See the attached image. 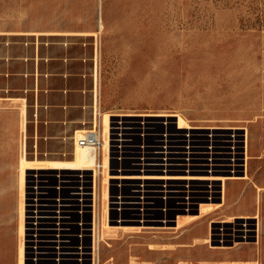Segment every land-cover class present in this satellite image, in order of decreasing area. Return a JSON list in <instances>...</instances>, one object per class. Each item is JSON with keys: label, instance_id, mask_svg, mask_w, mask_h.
<instances>
[{"label": "rangeland", "instance_id": "rangeland-1", "mask_svg": "<svg viewBox=\"0 0 264 264\" xmlns=\"http://www.w3.org/2000/svg\"><path fill=\"white\" fill-rule=\"evenodd\" d=\"M112 1L97 35L103 48L104 124L110 118L136 120L140 134L129 138L138 148L151 141L141 135L147 119L159 125L157 118H171L176 127L181 118L184 125L203 129L197 132L208 133L206 138L210 130L218 131L223 141L228 133L218 129L231 132L229 139L241 131L243 148L240 140L237 154L227 149V156L217 161L220 169L214 171L235 178L218 180L216 186L195 185V200L187 195L186 186L177 199H150L152 211L143 224L141 206L118 210L111 204V196L125 188L113 184L109 172L126 173L133 161L123 144L113 148L110 142L109 157L108 149L98 150V160L106 157L109 164L96 172V211L80 206L71 210L65 245L72 253L62 258L57 248L49 250L50 244L30 241L28 189L34 184L33 172L54 186L58 180L52 174L67 170L24 168L14 117L0 114V264H264V0ZM22 5L23 0H0V10L1 6L8 10L9 25L19 22L11 15ZM91 10L90 6V14ZM79 22L88 27L99 24L98 19ZM47 193L48 199L57 198L55 189ZM211 206L215 209L205 216L183 222ZM225 219L228 222L223 223ZM246 221L253 230L247 234L240 230ZM222 224L229 228L227 236L222 235ZM204 238L209 241L194 245ZM83 245L86 256L78 253ZM39 247L43 254L36 256Z\"/></svg>", "mask_w": 264, "mask_h": 264}, {"label": "crops", "instance_id": "crops-1", "mask_svg": "<svg viewBox=\"0 0 264 264\" xmlns=\"http://www.w3.org/2000/svg\"><path fill=\"white\" fill-rule=\"evenodd\" d=\"M111 2L23 0L12 10L15 25H9L8 10L1 6L0 114L14 117L21 158L42 165L37 169H46V161L73 160L78 137L96 119L104 121L103 48L97 35ZM81 19L99 24L88 27Z\"/></svg>", "mask_w": 264, "mask_h": 264}, {"label": "bare ground", "instance_id": "bare-ground-1", "mask_svg": "<svg viewBox=\"0 0 264 264\" xmlns=\"http://www.w3.org/2000/svg\"><path fill=\"white\" fill-rule=\"evenodd\" d=\"M184 122L185 121L180 118L179 123H178L179 124L178 128L173 127L175 129L172 130L173 128L170 125H173V121L171 120V118H169L168 119L169 125L167 126L168 128L165 129L164 137L161 138L162 136H158V138L154 141V144L147 145L142 151H140L137 144H135L136 142L133 143L132 141H130L131 138L129 139L130 134H135L134 133V131L136 130L135 125L137 123H134L133 127H128L125 130H123L122 138L120 139V141L121 143H123L122 146L125 148V150L129 149L132 152L131 157H129V160L133 161V163L131 164L132 170L130 169L126 173H122V172L110 173L109 172L108 179L112 180L113 183L117 181H121L125 183H133L137 187L144 186L147 183V181L150 179H155L159 181L160 184L165 188L162 191L161 190L157 191L156 197H158V195L162 193L164 195V198L173 197L177 199L178 198L177 196L183 195V192H185L181 188H183V186H186L188 188L186 190L187 195L192 194L190 195L189 198L190 199L194 198V200H195V196L197 195L196 190L194 189V187H196L195 185L208 184V186H216V183L218 180L226 181V180L234 179L235 177H230V176L221 177L217 174H214V171H216V169H220L221 166L219 165L217 161L221 160L222 157L227 156V149L231 147L233 148V154L234 155L237 154L239 150V144H240V133L231 135L232 139H229V137L227 136H230V135L226 134V136H224L225 139L223 141L221 139L223 135H221L220 133H217L218 131L216 132L214 130H210V134L208 135L209 138H206L207 137L206 135L208 133L197 132V130L192 129L191 126L184 125ZM150 124H152V122L148 120L146 123V126ZM104 131L106 133V136L104 137L102 136V140H103L102 149H106L107 151L109 147V122L107 120L105 122ZM146 132H149L148 136L152 135V132H150V129H147ZM231 143L233 144V146H229L231 145ZM236 156H239V155H236ZM97 160H98V151L91 150L88 147L80 146L79 152L76 154L73 160L71 161L64 160L63 162L61 161V162H52V163L50 162V164H48V162L46 161L47 164L45 166L47 167L49 166L50 168L61 169V170H80V169L92 170L94 164L97 163ZM223 160L226 161L227 158ZM25 161H26V164L23 166L24 168H27V169L42 168V165H38L34 167L31 161L30 162L27 160ZM108 164H109L108 160L105 157L104 166L107 168ZM151 170H157V171H154V174H152ZM199 171H203L207 173L199 174L197 173ZM174 172H177V173H174ZM22 181H23V178H22ZM28 191H29V195H28L29 203H28V224L27 225H28V233L30 236L29 237L30 241L35 242V244H39V243L46 244L47 243L46 244L47 246L48 244H50V247H48L49 250L50 248L51 249L57 248L58 256H61L62 258L64 256L71 255L72 251L70 252L66 251L67 250L66 245L69 243V237H70V234H69L70 229L67 228V226L70 223L69 222L70 219L65 216L66 208L63 205L55 204L53 200H49L47 196H45L42 192L33 193L31 192L30 189H28ZM201 191L203 190L201 189ZM137 194L138 193H136V196L134 197V201L129 204H126V202H121V201L114 202V205H118V207H116L115 209H118V210L127 209L128 208L127 205H131V207L133 208L135 207L134 209H138V206L139 208L141 206L142 208L141 210H144L146 213L142 215V220H141L143 224H145L144 221H147V222L149 221L148 218L146 217L150 216L147 214V212L152 211V207L147 202L146 200L147 197L145 195H142V197H139V195ZM223 200L225 201V195H224ZM206 208L202 209L201 214L193 215L192 217H189L190 219L189 218L183 219V222H187V221L192 222L194 220H197L198 218L205 216L208 212L215 209V208L212 209V206L209 209H206ZM248 221H246L247 223L245 222L246 224L243 223L245 227L244 230H242L243 228L240 229L241 231H244V233L246 234L253 231V230H250L251 223H249ZM162 222H167V221H162ZM224 222H228V220L225 219L223 220V223ZM182 224H185V223H182ZM243 224L241 226H243ZM222 226H223L222 235L227 236L229 228L226 224H222ZM21 228L23 229V225ZM235 228L237 229V227ZM84 231H86V234H87L88 232L87 229H85ZM208 241H209L208 239L204 238V241L200 243H195L194 245L207 243ZM225 248H231V247H225ZM41 249L42 248L40 247L37 248V251L35 252L36 256H40L41 254H43V252L39 253ZM79 249L80 251L78 253L80 254V256L87 255L88 251H87L86 246L83 245ZM22 256H23V246L21 247V257ZM231 262L233 263L235 261H231ZM247 262L249 261H243L244 264H247Z\"/></svg>", "mask_w": 264, "mask_h": 264}, {"label": "built area", "instance_id": "built-area-1", "mask_svg": "<svg viewBox=\"0 0 264 264\" xmlns=\"http://www.w3.org/2000/svg\"><path fill=\"white\" fill-rule=\"evenodd\" d=\"M112 119L114 120L112 121ZM112 119L111 118L109 119V144L111 142L112 143L111 146L113 148H116V147H119L120 144H123L120 141V139L122 138L123 130H125L128 127H133L134 123H137V121L132 118H126L124 120H121V119L118 120L116 118H112ZM157 119L160 121L159 125H157L158 123H153V124L146 126V123L149 119L145 121L144 123L145 126L142 129L141 135L150 139L151 141H148L147 143H143L144 145L141 146V148L139 149H143V147L147 144H154V141L158 138V136H162L161 138L164 137L165 129H167V126L169 125L168 119L165 118V121L160 120V118H157ZM157 119H151V120L155 121ZM102 122H103V125H102ZM102 122L99 123V120L96 119L95 122L93 123V128L85 131L78 137L77 145L88 147L89 149L94 150V151L101 150L103 147V140H102L103 135L102 134L104 133V128H105L104 121ZM137 124L135 125L136 130L134 131L135 133L134 135L136 136L138 135V133L136 134V131L138 130ZM163 124L165 125L163 130L155 129V127H160ZM178 125L176 126L177 128H178ZM147 129H150V132H152L153 134L152 136H148L149 132H146ZM192 129H195V128L192 127ZM195 130L200 131L203 129H195ZM218 130L224 133L231 134V132L223 131L222 129H218ZM205 131L209 132L208 130H205ZM239 132L241 133V131ZM132 135L133 134H130V136ZM117 136H121V137L119 138ZM242 137H243V134L241 133V138H240L241 149L243 148ZM246 152H247V140L245 141V154H247ZM108 157H109V149H108ZM241 161H243L242 158H241ZM241 164L243 165V163ZM103 167H104V161L101 162L100 160H98L97 163H95L92 168V171H93L92 174L91 172L89 173V170H84V169L67 170L63 172L58 171V173L53 174V176L56 177L58 180V184L54 186H48V184L45 183L44 179H43L44 181L40 180L42 179L43 176L42 174L36 171V172H33L32 174V182L34 184H31L29 186V189L33 193L42 192L47 197H49L47 190L49 188L55 189V191L57 192V198H51L49 200H53L55 204L63 205L66 208V211L64 210L66 212L65 216L68 217L69 219H70L69 213L71 212V210H74L76 206L78 207L80 206V208H84V209H90L94 212L96 211L97 201H98L95 176H96V172H100L103 169ZM241 170H242V166H241ZM89 181L92 182V184L89 185L88 184ZM113 184L119 187H124L125 190H122L120 188L118 192H115L111 196L112 205H114V202H119V201L126 202V204H129L134 201V197L136 196V193H138L137 195H139V197H142V195H145L147 197L146 199L147 202L150 199L156 200L161 197L164 198V195L162 193L159 194L158 197H156V192L159 190L162 191L163 189H159V187H161L162 185L160 184L159 181L155 179H150L147 181V183L144 186H139V187L135 186L133 183H125L121 181H117ZM114 206L115 208L118 207V205H114Z\"/></svg>", "mask_w": 264, "mask_h": 264}]
</instances>
